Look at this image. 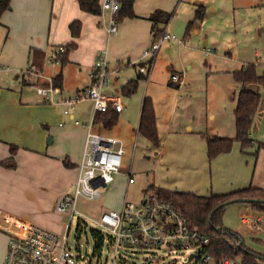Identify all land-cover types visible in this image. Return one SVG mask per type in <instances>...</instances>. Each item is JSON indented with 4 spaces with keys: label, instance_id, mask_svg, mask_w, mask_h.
<instances>
[{
    "label": "crops",
    "instance_id": "obj_1",
    "mask_svg": "<svg viewBox=\"0 0 264 264\" xmlns=\"http://www.w3.org/2000/svg\"><path fill=\"white\" fill-rule=\"evenodd\" d=\"M164 1L135 0L136 16L120 20L118 30L113 34L108 32L111 12L102 10L100 14H93L84 11L79 0L11 1V8L0 18V65L8 68L0 71L1 213L18 216L52 230L54 222L51 216L47 217L46 214H55L60 196L72 190L90 129L95 133L123 140L127 153L134 150V144L135 149L137 148L144 98L150 96L156 103L154 87L151 89L153 83H148L152 70L149 77L145 78L148 85L146 84L142 93L137 92L126 98L121 89L127 82L139 77L138 68L147 60L143 58V54L154 41L153 22L150 16L157 9L169 11ZM195 5L196 10L200 7L205 8L204 3L199 0H196ZM76 20L81 22V29L78 36H73L70 25ZM194 22L190 30L199 34L197 20L194 19ZM183 39L184 45L187 39L186 37ZM72 42L76 43V46L68 50L67 45ZM60 46L67 49L64 64L53 60L59 56L57 50ZM102 49L107 50L111 71L110 84L104 90L109 96L121 97L124 103L123 110L117 113L116 124L111 128L95 121L96 113L89 99L88 101L92 103L91 108L76 106L70 114H65L63 104L45 102L36 91L37 85L48 84L59 73H62V83L61 92L54 96L57 102L88 87L91 83L90 73L98 52ZM162 56L160 51L157 58ZM27 70H32L34 74L27 75ZM143 80L139 81L140 87ZM169 84L179 87V91L182 90V87L171 79ZM259 117L260 141L264 142L263 98L255 118ZM191 129L188 126L189 132ZM207 131L211 132L205 129L199 131L197 135L182 132L174 136L189 143L191 149H200L203 153L204 150L207 151V144L201 133ZM164 144L165 141L160 138L157 150L164 149ZM256 159L260 163V173L256 172L251 185L264 188V148L260 149ZM202 170L203 165L200 167V171ZM119 176L127 179L125 175ZM135 183L136 179L131 184ZM131 184H128L127 179V186ZM171 190L206 196L229 192L203 193L193 188ZM125 197L127 198V195H124L118 209L122 207ZM240 204L245 206L244 209L242 207L243 213L240 216L241 230H233L239 232L245 239L246 234L255 236L260 232L263 211L256 209L249 202ZM246 215L256 224L253 226L244 224L241 217ZM8 241V233L0 229V264L4 263Z\"/></svg>",
    "mask_w": 264,
    "mask_h": 264
},
{
    "label": "rangeland",
    "instance_id": "obj_2",
    "mask_svg": "<svg viewBox=\"0 0 264 264\" xmlns=\"http://www.w3.org/2000/svg\"><path fill=\"white\" fill-rule=\"evenodd\" d=\"M199 1L205 5L204 19L196 22L199 34L192 30L186 33L188 24L193 21V27L195 23L196 0L164 1L167 10L172 12L168 31L187 39L184 45L175 40L163 44L160 49L163 56L154 61L148 82L153 83L151 89L154 87L156 103L152 99L155 111L157 107V125L160 138L165 141L162 149L165 152L157 150L140 134L137 148L134 153L131 150L126 154L124 163L130 167L128 170L135 177V184L127 186V179L117 176L109 186L101 188V198L82 197L72 220L67 213L46 214L54 222L52 230L65 234L67 248L84 261L113 264L115 248L108 241V229L101 226L98 219L103 212L118 209L124 195L129 201L140 202L146 193L153 192L147 191L151 184L180 190L193 188L203 193L225 192L250 186L256 172L260 173V163L252 155L257 141L260 142V117L255 118L252 127L254 146L243 151L240 142L236 141L230 152L212 160L207 151L191 149L189 143L174 136L189 132L190 126L191 134L209 129L233 137L236 134L234 108L239 90L233 73L243 66L255 65L258 74H264V0ZM173 72L185 73L186 85L181 86V91L169 84ZM146 84L144 79L137 92L142 93ZM261 93L264 99V86ZM92 103L84 99L76 106L89 109ZM242 207L245 206L240 203L226 207L225 226L241 230ZM262 214L260 232L255 236L246 234L245 242L264 256V211ZM93 230L99 231L100 237H95ZM169 257L176 264H191L182 252H173ZM260 263L264 264V257L260 258ZM115 264H146L145 254L135 248L121 249Z\"/></svg>",
    "mask_w": 264,
    "mask_h": 264
},
{
    "label": "built area",
    "instance_id": "obj_3",
    "mask_svg": "<svg viewBox=\"0 0 264 264\" xmlns=\"http://www.w3.org/2000/svg\"><path fill=\"white\" fill-rule=\"evenodd\" d=\"M101 6L102 10H109L112 14L108 32L110 34L117 32L120 23L117 17L120 1L103 0ZM168 24L165 25L160 37L154 40L143 54V58L147 60L138 69L146 78L149 77L164 42L177 40L181 44L185 43L183 38H178L176 34L168 31ZM65 51L66 48L60 46L57 53ZM53 60L58 61L57 58ZM109 61L107 50H100L90 73V85L72 96L63 97L60 102H57L54 96L61 92V88L56 86L53 80L45 85H37L36 91L45 102L63 104L65 114L74 111L77 103L84 99L93 102L95 113L106 111L111 106L120 112L124 108L121 97L109 96L104 90L109 86L111 79ZM2 69L8 68L0 65V70ZM26 74L31 76L34 73L27 70ZM171 80L182 86L185 84V73L173 72ZM126 154V144L123 140L95 133L90 129L73 190L66 191L60 196L57 211L67 213L72 220L82 197L101 198V188L109 186L119 175L127 176L128 184L135 182V177L128 170L130 167L124 165ZM241 219L246 225L256 224L247 215ZM98 222L109 231L108 241L115 248L113 264L116 263L121 249L134 248L144 252L146 264H176L169 257L173 252L185 253L187 262L191 264L215 262L209 251L212 237L199 227L193 226L174 201L160 198L155 192L146 193L140 202L129 201L125 197L120 209L103 212ZM69 228L70 223L67 224V229ZM0 229L9 236L3 264H93L70 252L65 234L60 235L24 218L0 212ZM219 264L240 262L224 254Z\"/></svg>",
    "mask_w": 264,
    "mask_h": 264
},
{
    "label": "trees",
    "instance_id": "obj_4",
    "mask_svg": "<svg viewBox=\"0 0 264 264\" xmlns=\"http://www.w3.org/2000/svg\"><path fill=\"white\" fill-rule=\"evenodd\" d=\"M11 1L0 0V18L4 12L11 8ZM119 1L120 9L117 13L119 21L126 17L136 16L134 10L135 0ZM79 3L84 11L93 14H100L102 12L100 0H79ZM171 17L172 12L163 9H157L151 14L150 19L153 22L154 40L160 37ZM203 18L204 8L200 7L197 10L195 19L200 20ZM191 25L192 22L187 26V34L190 31ZM70 29L73 36H78L81 29V22L79 20L73 21ZM75 46L76 43L72 42L67 45V49L69 50ZM67 49L65 52L59 53L57 57L58 61L62 64L66 62L64 55H66ZM141 64L145 63L143 62ZM233 75L239 86L237 103L234 109L236 134L233 137H226L218 133L202 132L201 134L206 140L207 153L210 160L222 153L230 152L236 141L240 142L243 151L250 149L256 142L252 136V127L262 100L260 87L264 86V74H258L255 65H248L234 71ZM145 78L146 76L140 73L138 78L123 85L121 92L126 96L135 94L139 88V81ZM53 82L56 86L60 87L62 73L57 74ZM117 113L118 111L112 106L106 111H97L95 121L102 122L107 128H111L117 122ZM138 129L140 134L152 145L159 147L160 135L157 126L156 111L153 99L150 96L144 98ZM262 148H264V142L257 141V148L252 153L255 159ZM147 191H153L160 198L174 201L183 213H185L193 226L199 227L212 237V245L209 247V251L212 253L216 264H219L224 254L238 259L240 264H261L260 258L264 256L248 247L244 237L239 232L224 225L223 214L229 204L243 202L252 203L256 209L264 211L263 187L250 185L225 193H212L209 196L194 192L171 190L156 186L155 184H151ZM93 235L100 237V232L93 230Z\"/></svg>",
    "mask_w": 264,
    "mask_h": 264
}]
</instances>
